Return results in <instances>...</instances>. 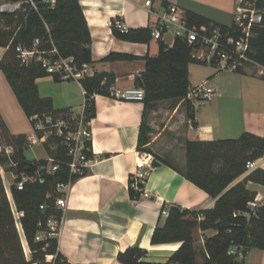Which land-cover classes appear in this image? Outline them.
<instances>
[{
	"label": "trees",
	"instance_id": "16d2710c",
	"mask_svg": "<svg viewBox=\"0 0 264 264\" xmlns=\"http://www.w3.org/2000/svg\"><path fill=\"white\" fill-rule=\"evenodd\" d=\"M16 2L19 0H7ZM36 10L24 5L14 13H0V47L6 52L0 61L3 73L20 108L33 126L31 118L37 117L44 122L45 116L54 120L62 118L70 121L69 109H54L50 98H41L36 80L52 77L58 83L59 75H49L38 63L31 62L21 66L16 58L18 45L29 47L35 39L40 42V49H56L57 58H72L73 65L80 69L83 65L93 63L91 36L79 0H54L53 4L43 0H34ZM190 24L208 26L212 22L192 12H185ZM223 30L226 26L218 25ZM114 37L131 43H147L150 30L137 29L121 32L111 28ZM255 36L250 40L248 57L264 68V21L254 30ZM158 54L146 57L144 71L135 76V87L144 91L142 104L144 110L163 101H183L189 119L194 118V105L187 100L189 91V71L191 63H200L191 58V48L180 39L172 47L158 42ZM136 58L129 55L110 53L103 62L128 61ZM214 66V64L212 65ZM240 73L241 70L236 71ZM264 80V76H262ZM115 81L114 74L95 73L78 80L84 91V122L89 123L95 116L94 97L101 96L116 99L112 94ZM0 131L7 144L15 147V168L7 171L16 174L33 175L39 167L46 166L47 159L28 160L24 156L25 135L10 136L0 116ZM148 129L141 125L139 133V151L147 143ZM47 143H53L55 149L50 151V158L59 165L56 172L44 173L43 182L26 184L22 190L15 186L10 188L11 200L4 189L0 176V264H46V256H52V264H69L58 251L55 237L35 241L37 233L43 232L51 216L60 219L62 212L54 209V200L62 196L57 191L58 185L67 186L87 175V168L81 172L71 173L70 158L61 139L51 135ZM85 156L91 160V142L86 141ZM185 164L182 170L174 168L183 178L206 192L215 200L211 209L187 210L176 206L167 208V215L162 226H157L151 237L152 245L181 243L165 263H148L143 259L147 252L139 247L127 248L117 255L121 264H199L198 253L194 246L195 231L214 230L212 237L204 239L201 264H242L235 256L228 254L235 247L245 255L256 249L264 252V203L257 208V216L247 218L248 204L255 200L256 194L246 188L248 182L264 186V170L251 171L243 181L233 184L244 175L246 164L255 162L264 156V138L245 132L237 139L220 141H186L184 145ZM155 160L170 166L165 160L155 156ZM5 164V160L1 159ZM144 185L134 187L129 181L130 198L138 200ZM43 206L44 209H40ZM163 209L165 206L162 207ZM21 233L30 252V259L25 257Z\"/></svg>",
	"mask_w": 264,
	"mask_h": 264
},
{
	"label": "crops",
	"instance_id": "0c3cea01",
	"mask_svg": "<svg viewBox=\"0 0 264 264\" xmlns=\"http://www.w3.org/2000/svg\"><path fill=\"white\" fill-rule=\"evenodd\" d=\"M146 1L79 0L91 36L93 63L88 65L87 75L114 74L112 92L122 93L134 88L135 76L144 71V59L155 57L159 47L154 40L147 43L119 40L114 37L112 29L106 26L108 22L121 21L126 31L148 29L155 25L168 6L175 5L212 23L231 25L233 0H150V7L145 6ZM164 42L166 44L169 40L166 38ZM5 52L6 49L0 47V61ZM110 53L129 55L136 59L101 61ZM243 72L242 69L240 73ZM255 74L264 76L259 68H256ZM190 77L189 73V80ZM0 83L6 97L4 100L14 105L5 82L0 79ZM35 83L39 96L50 98L54 109H69L72 118L83 113L85 96L78 80L56 83L52 77H44ZM214 86V99L206 104L194 105L193 120H186L183 126L184 143L237 139L245 132L264 138V80L217 83ZM178 104L180 106L181 101ZM94 106L95 116L88 126L93 158L87 164V175L70 183L61 192L67 207L62 212L61 226L55 236L58 251L69 264H121L117 260L118 253L130 247H139L147 252L144 262L165 263L181 243L151 244L155 228L164 224L166 216L163 212L167 213L170 206L187 210L211 209L215 200L183 178L173 169V165L161 163L158 168L150 167L155 156L167 161L155 154L154 150L165 130L155 136L147 118L148 110H144L141 102L95 96ZM0 116L8 135L32 134L15 131V125L7 124L1 111ZM142 124L148 129L145 136L147 143L142 148L148 151L138 150ZM172 129L177 127L173 126ZM182 154L185 161L184 149ZM260 160L255 161L254 168L233 184L243 181L251 171L261 169L257 167ZM138 173H144L146 179L140 198L133 200L128 185L130 180L133 185L138 181ZM246 188L255 192L257 204L264 203V186L248 182ZM144 191L149 197L143 196ZM202 234L208 238L216 232L207 230ZM254 252L263 254L259 262L262 264L264 252L256 249L247 253L244 264H256L252 254Z\"/></svg>",
	"mask_w": 264,
	"mask_h": 264
},
{
	"label": "built area",
	"instance_id": "2783aa9c",
	"mask_svg": "<svg viewBox=\"0 0 264 264\" xmlns=\"http://www.w3.org/2000/svg\"><path fill=\"white\" fill-rule=\"evenodd\" d=\"M53 4V2H51ZM233 20L230 26H226L223 30L213 23L208 26H197L190 24L187 20L186 13L175 5L167 7L165 13L158 18L155 25L150 27V39L156 42H164L169 40L166 45L172 47L176 39H180L188 44L191 48V58L200 63L213 65L219 70L238 71L244 69L246 64L251 63L260 69V73L264 74V68L260 67L248 57L250 51V40L255 36L254 30L261 26L264 21V0H233ZM27 5L29 8L36 10L34 0H19L16 2L8 1L0 5V13H14L20 11L22 6ZM145 6L150 7L151 1L145 2ZM107 27H114L121 32H126V28L121 21L108 22ZM165 43V42H164ZM40 42L35 39L31 46L18 45L15 48L17 60L21 66H27L31 62L38 63L45 71L53 76L59 75L61 80H79L88 74V65H83L80 69L73 65L72 58H57L56 49L42 50ZM88 76V75H87ZM114 97L126 102H141L144 99V91L141 88L134 87L124 92H112ZM216 90L208 85L207 80H203L197 87L189 89L187 100L193 105L206 104L214 99ZM75 123L72 124L68 120L62 118L53 119L51 116H45L44 122L39 118L33 117V130L29 136H26V148H31L37 144H46L48 138L53 135L61 139L63 145L70 158L69 169L71 173L81 172L82 168H86L89 159L85 156V151L89 150L85 146V142L90 140L89 123L84 122L83 113L77 118H70ZM15 155V147L7 144L2 137L0 131V176L8 173L13 179V186L17 190H22L26 184L34 182H43V174H52L56 172L59 165L51 158H47L46 166L39 167L35 174L26 175L16 174L7 171L17 166L13 158ZM1 159L5 160V164L1 163ZM153 161V160H152ZM255 162H248L246 170L250 171L254 168ZM138 180L134 187L138 184L145 183L146 175L138 173ZM66 186L58 185L57 191L62 192ZM144 197H149L147 192H143ZM260 205L254 200L248 204V212L244 214L247 218L257 216V208ZM67 207V201L63 196H59L54 200V209L63 212ZM40 209H44L43 206ZM166 216L167 213L163 212ZM61 219L51 216L46 222L43 232L37 233L35 241H41L46 238L55 237L61 226ZM228 254L236 257L238 262L243 263L245 255L242 251L235 247L230 248ZM52 256H46V264H52ZM264 264V257L262 260Z\"/></svg>",
	"mask_w": 264,
	"mask_h": 264
},
{
	"label": "rangeland",
	"instance_id": "374dc122",
	"mask_svg": "<svg viewBox=\"0 0 264 264\" xmlns=\"http://www.w3.org/2000/svg\"><path fill=\"white\" fill-rule=\"evenodd\" d=\"M7 0H0V5L7 3ZM234 9V4H233ZM233 20V11H232V19ZM243 73H237L235 71L230 70H219L215 66L206 63H191L188 67V71L191 75L189 83L190 89L197 87L203 80L208 81V85L210 87H215L217 83L219 84H233L236 82H253L257 80H262L263 78L258 76V74L254 75L256 71V67L248 63L244 67ZM214 74H217L215 77ZM209 78V79H208ZM0 79H2L5 84L8 92L11 95V98L14 102V105L11 103H7L5 94L3 92V87L0 83V111L4 117V120L9 125H15V131L21 132L22 134L34 133L33 126L28 121L24 112L20 108L13 92L10 90V87L3 75L0 71ZM221 92V91H220ZM5 97V100H4ZM180 101H170V102H160L153 105L147 111V118L149 119L151 125L153 126V131L155 132V136H157L164 129L165 131L162 133V139H159V142L155 145V154L165 158L173 167L178 170H182L184 168L183 154L182 151L184 149V136H183V126L186 123V120L189 119L186 112V103L181 101V105L179 106ZM262 107V105H260ZM4 123V122H3ZM173 126H176L177 129H172ZM14 127V126H13ZM18 127V128H16ZM6 140V136H4ZM161 140V141H160ZM55 149V145L53 143L47 144H37L31 148L24 149V156L28 160H37L44 159L50 157V151ZM258 168L264 169V157L261 158L258 163ZM248 172V171H247ZM2 183L6 194L10 200L11 207L15 212L14 204L11 200L10 188L13 186V179L8 173H4L2 175ZM17 228L21 235L22 246L24 248L25 257L30 259V252L27 248V245L24 241V238L21 233L20 225L17 222ZM206 235H203L200 231H195L193 234L194 238V246L198 253L197 262L199 264L202 263V248L203 241ZM253 259L256 264H259L260 259L263 254L254 252Z\"/></svg>",
	"mask_w": 264,
	"mask_h": 264
},
{
	"label": "water",
	"instance_id": "95a60500",
	"mask_svg": "<svg viewBox=\"0 0 264 264\" xmlns=\"http://www.w3.org/2000/svg\"><path fill=\"white\" fill-rule=\"evenodd\" d=\"M161 166V162L157 161V160H153L151 163H150V167L151 168H158Z\"/></svg>",
	"mask_w": 264,
	"mask_h": 264
}]
</instances>
